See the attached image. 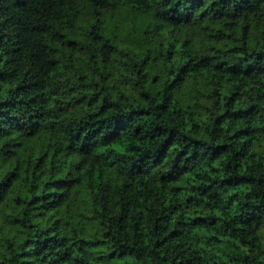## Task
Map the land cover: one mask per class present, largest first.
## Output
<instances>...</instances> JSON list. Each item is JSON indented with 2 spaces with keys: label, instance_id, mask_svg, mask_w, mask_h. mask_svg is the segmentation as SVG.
<instances>
[{
  "label": "trees",
  "instance_id": "obj_1",
  "mask_svg": "<svg viewBox=\"0 0 264 264\" xmlns=\"http://www.w3.org/2000/svg\"><path fill=\"white\" fill-rule=\"evenodd\" d=\"M0 264H264V0H0Z\"/></svg>",
  "mask_w": 264,
  "mask_h": 264
}]
</instances>
